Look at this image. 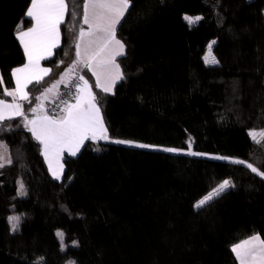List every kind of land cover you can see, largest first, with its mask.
<instances>
[{
    "label": "trees",
    "instance_id": "1",
    "mask_svg": "<svg viewBox=\"0 0 264 264\" xmlns=\"http://www.w3.org/2000/svg\"><path fill=\"white\" fill-rule=\"evenodd\" d=\"M30 2L0 0V99H12L5 90L24 62L16 34L31 25ZM66 2L77 15L59 25L49 73L28 85L22 115L0 121V264H238L234 244L264 240V178L246 166L264 172V142L248 133L264 129V0H131L115 31L125 48L112 92L74 64L83 0ZM185 15L202 19L190 27ZM212 40L218 63L206 64ZM70 67L90 83L108 139L65 155L57 181L28 123ZM74 92L62 86L44 108L57 114ZM224 179L234 187L194 207Z\"/></svg>",
    "mask_w": 264,
    "mask_h": 264
},
{
    "label": "snow or ice",
    "instance_id": "2",
    "mask_svg": "<svg viewBox=\"0 0 264 264\" xmlns=\"http://www.w3.org/2000/svg\"><path fill=\"white\" fill-rule=\"evenodd\" d=\"M131 6V0H83V23L88 26L87 30L80 28L79 38L76 43L77 56L79 57V63H82L85 68L93 70V74L97 78V87H101L104 92L111 91V87L107 83H101V76L107 75L111 72L112 68L115 67L119 69V65L113 63L114 55H121L124 52L125 45L121 43L120 40L115 38L116 27L122 22V18L125 16L126 12ZM68 12L73 18L77 15V7L69 9L68 2L66 0H31L30 7L25 13L26 17H30L35 21V26L27 31H19L22 28L23 21L17 25V36L20 42L24 45L26 54H28L29 64L24 65L21 68H15L12 70L13 75L16 77V89L14 91L5 90V95L12 96L14 100L19 93L20 100L28 99V95L23 91L27 84L33 82V79L38 83L42 77H34L33 79H27L26 83L22 84L21 73H24L32 64V55L28 52L29 45L25 42V37H32L33 43L35 44L40 39L57 40L59 29L58 26L64 22V14ZM185 21L189 26L195 25L202 18L199 16L190 17L188 15L184 16ZM215 41L209 43V49ZM55 47L56 44L51 45ZM51 51H48V55H51ZM43 58V57H40ZM208 61L206 60V63ZM77 61H74V64ZM211 63H218L215 57H212ZM66 71L72 72L74 68H69ZM44 74L47 75L48 69L43 70ZM122 78V74L118 72L116 77L112 80L114 84L116 80ZM83 81V88L79 84L76 85L79 93H84L85 95H77V103L75 105H67V115L63 118L49 119L44 117L37 127V120H32L29 123L33 125L31 131L33 135L41 140V143L45 146V155L47 156L48 151L55 150L57 145L67 144L69 146L75 145V150L71 151V155L75 156L76 152L79 150V145L83 142V137H85L89 132L92 134V138H97L96 130L99 126V131L101 135L99 138L108 139L107 129L104 127L103 121L99 117V108L94 103L95 96L88 89V81L84 80L83 76L80 77ZM0 83H3L2 78H0ZM55 87V85H53ZM87 100V108H83L81 105ZM39 99V98H38ZM21 105L19 103H7L4 100H0V121L5 119H11L13 116H20ZM31 111L36 112L37 108H32ZM10 113V115L5 116V113ZM27 119V117H25ZM249 136L254 140V142L260 144L264 142V130L256 132L255 130L249 131ZM116 143H135L132 141L116 140ZM140 147H156L149 145H139ZM165 151H177L176 149H164ZM195 155H200L198 153H193ZM232 159L233 162L238 164H245L246 162L234 158H223ZM246 166L253 172L258 173L264 177V172H259L257 167L253 164L247 163ZM51 167V165H50ZM63 168V165L60 166ZM53 175L59 178L55 172ZM229 187H234V184L230 180H224L219 183L215 188L211 190L206 196L201 198L194 207H202L207 204L214 196L225 191ZM23 185H21V189ZM10 222H12L13 230L18 227L19 217H9ZM59 238L63 237V233H57ZM255 241H259V244H254ZM75 244V242H73ZM233 253L236 254L240 261V264H247L251 259L254 264L260 262L264 264V240L261 239L259 235H254L249 239L242 241L240 244L232 246ZM43 258H39L42 261ZM74 264V262H70Z\"/></svg>",
    "mask_w": 264,
    "mask_h": 264
},
{
    "label": "crops",
    "instance_id": "3",
    "mask_svg": "<svg viewBox=\"0 0 264 264\" xmlns=\"http://www.w3.org/2000/svg\"><path fill=\"white\" fill-rule=\"evenodd\" d=\"M30 4H31V2H30ZM30 4L28 5V8L30 7ZM28 8H27V10H28ZM64 17H65V14H64ZM30 20H31V25L29 27L25 28V29L20 30V31H27L30 28H33L35 26V21L32 18H30ZM83 28L85 30H87L88 26L85 24V26ZM58 29H59V26H58ZM16 37L18 39L17 34H16ZM115 38L117 40H120L116 35H115ZM18 42L21 45V48L23 50V53H24V57L25 58H24V62L21 65L15 67V68H21L24 65L29 64L28 54H26V52H25L24 45L20 42L19 39H18ZM25 42H27L28 45H29L28 52L32 55V64L28 68V70H26L24 73L19 74V75H21L22 84L23 83H26V80L27 79H33L34 77H42V78L45 77L46 75L43 72L44 69H48L50 71V68L48 66L44 65L42 63V61L52 55V54L51 55H48V51L49 50L51 51V53H53L54 49L59 45V43H60V32L58 34V41L57 40H49V39H40L39 41H37L34 44L33 43V40H32V37H25ZM53 43L56 44L55 47H52L51 46ZM76 53H77V49H76ZM118 56H120V55H114L113 63L115 65H118L117 64V60H116V58ZM40 57H43V58H40ZM76 61L77 62L79 61V57L77 56V54H76ZM79 64L82 67H84L82 63H79ZM15 68H13V69H15ZM67 69H69V68H67ZM66 70L64 71V74L61 76L62 80L57 81L56 83H54L53 85H55V87H53V85H52L51 87H53V88L50 87L48 90H46V92H44L42 94L41 101H40V103L38 104V107H37L38 110H37V112L29 120V122L32 121V120H37V127H39V123H40V121H42V119L44 117H48L49 119H56V120H59V119L63 118L64 116L67 115V111H66L67 105L68 104L75 105L77 103V99H76L77 98V95H82V96L85 95L84 93H79L78 92V89L76 87V85L79 84L81 86V88H83V81L80 80V77L83 76V74H81V73L79 74L75 70L72 71V72H69V71H66ZM88 70L90 71L91 75L93 76L94 81H95V85H96L97 84V78L93 74V70H91V69H88ZM118 72L120 73V69L117 70L115 67H113L110 73H108L107 75H102L101 76V83L102 84L103 83H107L108 86L111 87V91H112L113 90L112 88L114 87L115 83L118 81V80H116L115 83L113 84L112 83V80L116 77V75L118 74ZM12 78H13L14 85H13V88L11 90H9V91H14L16 89V77L13 75V72H12ZM83 78H84V80H87L84 76H83ZM34 81H35V79H33V82ZM28 85L29 84H27V87H28ZM67 85H69V86L71 85V87H73V89L75 90L74 96H73L72 100L71 101H64V102H62V104L60 103L61 104V106H60L61 107V110L59 112H57V114L52 115L51 113H47L45 111L46 108H44L45 107V104L48 103V102H51V101H57L59 99V94H60L61 87L62 86H67ZM27 87H25L23 89V91L26 92V93H27ZM98 88L101 89V90H103L101 87H98ZM88 89L92 93V89H91V86H90V83L89 82H88ZM0 100H4V99H0ZM4 101L7 102V103H9V104L14 103V102L20 104V102H19L20 101V99H19V93H17V97H16L15 100L12 97V99H10V100H4ZM81 106L83 108H87L88 105H87L86 98H85V101L82 103ZM20 110L22 112V107H21ZM8 115H10V113H7L6 112L5 113V116H8ZM99 117L103 121L100 110H99ZM28 125H29V128L31 130L32 127H33V125L31 123H28ZM32 134H33V132H32ZM100 135H101V132L99 131V126H97V130H96V136H97V138L93 139L91 132H89L85 137H83V142L79 145V150L76 152V154L80 151V149L82 148V146L84 145V143L86 141L89 140V141L96 142V141L102 140L101 138H99ZM39 142L41 144L42 155H43L44 161H45V163H46V165L48 167V171H49L50 175L55 180L60 181L62 179V176H63V168L60 167L61 165H63V162H62L63 157L65 155L73 156V155H71V151L75 150V147L76 146L74 144L71 145V146H69L67 144L57 145L56 149L55 150H51L50 149L48 151L47 156H46L45 155V146H44L43 143H41V140H39ZM50 165H51V167H50ZM53 172H55L56 175L59 178H56L53 175ZM250 237H252V236H250ZM250 237L245 238V239L237 242L236 244H240L242 241H245V240L249 239ZM236 244H234V245H236ZM254 244L258 245L259 244V241H255ZM235 257L237 259L238 264H240V261L237 258L236 254H235ZM247 264H254V262L250 259L247 262ZM256 264H260V262H256Z\"/></svg>",
    "mask_w": 264,
    "mask_h": 264
},
{
    "label": "rangeland",
    "instance_id": "4",
    "mask_svg": "<svg viewBox=\"0 0 264 264\" xmlns=\"http://www.w3.org/2000/svg\"><path fill=\"white\" fill-rule=\"evenodd\" d=\"M190 17H196V16H190ZM82 21H83V17H82ZM84 24V23H83ZM84 26H85V24H84ZM78 38H79V36H78ZM213 41V40H212ZM211 42V41H210ZM209 42V43H210ZM209 43L206 45V47H205V49H204V53H203V60H204V63H206V60L208 61L206 64H214V63H211V59H212V57H214V55H213V53H212V51L209 49ZM60 80H62V78L61 79H59L58 81H60ZM51 88H53V87H51ZM113 89V88H112ZM110 92H112V91H110ZM51 102H54V101H51ZM253 130H255L256 132H260L261 130H264V129H253ZM250 131V130H249ZM249 131H248V133H249ZM5 150H6V147H5V145L3 144V143H1L0 142V160H4V156H5ZM212 157H215V158H220V159H223L224 157H222V156H219V155H216V154H212ZM259 172H261V171H259ZM258 174V173H257ZM259 175V174H258ZM261 176V175H260ZM262 177V176H261ZM264 178V177H263ZM224 180H226V179H224ZM224 180H222V181H224ZM227 180H229V179H227ZM221 181V182H222ZM221 182H219V183H221ZM219 183H217L216 185H214L204 196H206L208 193H210L211 192V190L213 189V188H215ZM204 196H202V197H200L198 200H196L195 202H194V205L197 203V201H199L201 198H203ZM70 262H72V260H67L66 261V264H70Z\"/></svg>",
    "mask_w": 264,
    "mask_h": 264
},
{
    "label": "built area",
    "instance_id": "5",
    "mask_svg": "<svg viewBox=\"0 0 264 264\" xmlns=\"http://www.w3.org/2000/svg\"><path fill=\"white\" fill-rule=\"evenodd\" d=\"M61 101H62V99H61ZM62 102H64V101H62ZM54 110H55V108L54 107H51V106L45 109V111L47 113H52V112H54Z\"/></svg>",
    "mask_w": 264,
    "mask_h": 264
}]
</instances>
